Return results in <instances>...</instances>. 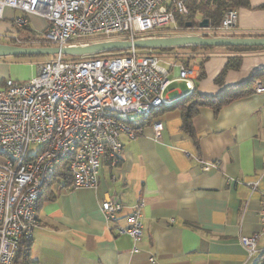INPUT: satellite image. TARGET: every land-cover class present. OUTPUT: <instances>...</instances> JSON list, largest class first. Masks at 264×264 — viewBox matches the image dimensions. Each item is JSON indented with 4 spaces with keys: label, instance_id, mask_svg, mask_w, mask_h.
Wrapping results in <instances>:
<instances>
[{
    "label": "crops",
    "instance_id": "obj_1",
    "mask_svg": "<svg viewBox=\"0 0 264 264\" xmlns=\"http://www.w3.org/2000/svg\"><path fill=\"white\" fill-rule=\"evenodd\" d=\"M248 1L250 6L238 8L236 24L220 35L264 34V0ZM4 14L7 19L0 28L22 12L6 8ZM173 49L156 51L171 78L179 76L185 58L195 56L193 88L183 80L170 84V103L139 128L137 137L122 134L120 161L115 166L102 162L97 186L53 188L56 197L39 205L40 224L32 238V257L40 264H255L264 256L259 214L264 93L254 91L219 108L200 106L192 118L195 136L183 129L181 110L171 106L195 87L202 96L216 97L243 84L264 69V50L244 53L241 67L228 71L218 83L216 77L230 55L225 47ZM205 55V76L198 79L199 61ZM36 71L37 65L29 68L15 58H0V88L8 78L25 81ZM156 121L164 124L159 137L153 128ZM206 163L218 166L204 170ZM110 196L122 204L111 228L101 207ZM142 199L143 237L135 241L117 234V225H129V214ZM255 233L257 252L249 256L240 238Z\"/></svg>",
    "mask_w": 264,
    "mask_h": 264
},
{
    "label": "built area",
    "instance_id": "obj_2",
    "mask_svg": "<svg viewBox=\"0 0 264 264\" xmlns=\"http://www.w3.org/2000/svg\"><path fill=\"white\" fill-rule=\"evenodd\" d=\"M191 0H0V21L5 9L21 11L12 21L30 25V16L47 20L45 37L55 47L87 45L96 41L130 40L179 35L221 36L235 25L238 10H228L218 27L186 29L180 18ZM180 32V33H175ZM92 38L97 40L89 41ZM17 42L20 41L17 39ZM58 53L41 64L25 81L8 78L0 88V264H14L23 240H32L39 226L40 196L48 177L68 162L70 188L95 187L102 162L115 166L123 151L122 134L138 136L134 128L145 117L170 103L166 91L176 80L193 88V67L182 65L177 78L169 77L155 49L131 47L66 61ZM264 93V80L254 85ZM164 124H153L156 137ZM31 146L37 150L30 152ZM218 163L204 164V170ZM256 188V184L253 189ZM260 220L264 231V191ZM145 200L129 214V225H117V234L135 241L144 235ZM110 228L122 204L115 196L101 204ZM259 234L240 241L253 256ZM135 250H138L135 248Z\"/></svg>",
    "mask_w": 264,
    "mask_h": 264
},
{
    "label": "trees",
    "instance_id": "obj_3",
    "mask_svg": "<svg viewBox=\"0 0 264 264\" xmlns=\"http://www.w3.org/2000/svg\"><path fill=\"white\" fill-rule=\"evenodd\" d=\"M250 6L248 0H191L188 2L189 12L186 16L180 18V23L186 27V29H190L187 27L188 22H192L191 27L199 26V22L203 18H208L210 21V26L218 27L221 25L222 20L224 18L225 13L230 9H236L240 7H248ZM198 13L201 14L199 17ZM26 29L27 35L24 37L14 36L11 37L10 43L22 46H52L50 41L45 37V33L43 35L38 34L34 31L30 25L24 28ZM222 36V35H221ZM236 36V35H234ZM249 36H264L262 35H249ZM17 39L20 41L17 42ZM91 41V39H90ZM31 44V45H29ZM36 44V45H35ZM185 49H190L191 52H196L197 50H207L213 49L214 46H184ZM225 48L230 52L228 56V60L225 66L222 68L218 76L216 77V81L218 83H222L230 70H238L243 61L244 53L261 51L264 50V46H225ZM173 48H161V50H171ZM159 50V49H155ZM124 50H113L111 52H119ZM21 56H33V55H21ZM15 56V57H21ZM195 56H190L184 59V65L186 67H191L194 63L192 59ZM208 59V56L205 55L199 61V74L198 79H202L205 76L204 72V63ZM264 78V69L259 70L252 77H250L246 82L239 85L236 88L229 89L223 94L216 97L202 96L197 87H195L190 94L183 97L180 100H177L173 104L172 107L178 108L182 112V120H183V129L190 133L192 136H195L194 128L192 125V118L198 112V108L203 105H210L216 108L221 107L222 105L230 102L232 99H236L245 95L254 92V85L258 79ZM158 110L153 112L152 114L139 117L134 124V128L139 129L143 127L145 124H148L154 120L157 116ZM73 182L72 175L69 172L68 162H62L58 168L53 172L47 179L46 183L43 187V192L40 196V205L41 203L52 200L56 197V192L54 191V187L59 186L63 188L69 187ZM32 248V240H23L20 243L19 249L15 256L14 264H40L36 259L32 257L31 253ZM255 264H264V256H262Z\"/></svg>",
    "mask_w": 264,
    "mask_h": 264
},
{
    "label": "water",
    "instance_id": "obj_4",
    "mask_svg": "<svg viewBox=\"0 0 264 264\" xmlns=\"http://www.w3.org/2000/svg\"><path fill=\"white\" fill-rule=\"evenodd\" d=\"M192 22L187 23L191 27ZM200 27H209L208 18H203L199 22ZM141 49H161L184 46H264V36H199V35H179L169 37H154L130 40H106L96 41L87 45L70 47L55 46H22L11 43H0V57L21 56V55H55L58 53L74 54L79 56H91L113 50H125L131 47Z\"/></svg>",
    "mask_w": 264,
    "mask_h": 264
},
{
    "label": "rangeland",
    "instance_id": "obj_5",
    "mask_svg": "<svg viewBox=\"0 0 264 264\" xmlns=\"http://www.w3.org/2000/svg\"><path fill=\"white\" fill-rule=\"evenodd\" d=\"M14 18V17H11ZM6 16L3 20H1L2 22L6 21ZM30 26L31 28L36 31L38 34L43 35V32L45 31L46 27H47V20L40 17V16H35V15H31L30 16ZM0 21V22H1ZM8 26H5L0 28V43H10V39L11 37L14 36H20V37H24L27 35V30L23 29L21 31H19V28L13 24V22H9L6 23ZM4 29H10L9 30H4ZM7 32V35H5V33ZM175 33H180V32H175ZM97 40L96 38H92L91 41ZM90 41V40H89ZM12 44V43H11ZM31 45V44H29ZM36 45V44H35ZM181 49H183L182 47H174L173 50H175L174 52H178ZM160 52L163 51L161 49H159ZM189 52H191L190 49H187ZM53 57V55H49V54H44V55H33V56H21V57H15V56H6V57H0L3 59H12L15 58L18 61L24 62L26 63V65L31 68L32 66H35L37 64H41L42 62H45L49 59H51ZM79 55H74V54H65L64 59L66 61H77L79 60ZM37 150L36 146H31L30 148V152H34Z\"/></svg>",
    "mask_w": 264,
    "mask_h": 264
}]
</instances>
